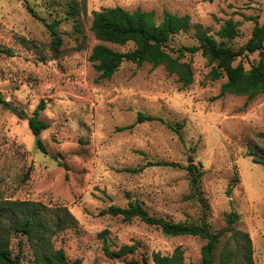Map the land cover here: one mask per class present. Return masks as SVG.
I'll return each instance as SVG.
<instances>
[{"label":"rangeland","instance_id":"rangeland-1","mask_svg":"<svg viewBox=\"0 0 264 264\" xmlns=\"http://www.w3.org/2000/svg\"><path fill=\"white\" fill-rule=\"evenodd\" d=\"M27 6L45 22L58 20L62 43L57 49ZM115 6L152 10L157 22L164 11L189 15V30L168 41L173 56L180 46L197 45V25L220 41V26L233 19L238 32L228 43L237 50L255 21L264 20V0H0V95L27 115L43 99L40 117L49 123L39 134L43 152L27 119L0 102V199L69 210L76 222L52 237L54 248L65 252L63 264H155V255L171 257L176 250L182 264L202 263L206 240L167 235L138 218L103 213L111 204L124 207L129 201L168 221L203 222L211 232L223 228L226 214L234 211L239 219L233 230L249 234L254 263L264 264V94L251 99L220 94L226 77L212 79L216 65L200 51L182 57L192 69L188 85L164 65L148 62L123 61L111 77L100 78L89 59L94 45L121 52L134 46L99 41L90 29L93 11ZM257 60V52L244 51L233 64L240 61L248 69ZM139 112L160 119L138 122ZM168 124L179 129L182 140ZM159 161L200 163L204 204L190 196L184 168L153 164ZM229 238L227 233L217 244L214 261ZM19 240L21 264H36L34 248L16 231L13 255Z\"/></svg>","mask_w":264,"mask_h":264},{"label":"trees","instance_id":"trees-1","mask_svg":"<svg viewBox=\"0 0 264 264\" xmlns=\"http://www.w3.org/2000/svg\"><path fill=\"white\" fill-rule=\"evenodd\" d=\"M27 8L46 25L52 35L54 49H57L62 43L57 30L58 20L45 22L44 18L39 17L30 6ZM189 28L190 17L187 14L178 15L164 11L162 19L157 22L152 10L137 8L129 11L115 6L93 11L90 29L96 39L118 45L132 42L134 46L128 51L121 52L103 43H97L93 46L89 59L94 63L100 78L111 77L123 61H130L138 66L148 62L152 66L164 65L169 73L178 76L183 85H188L193 79L192 69L190 62L182 60V57L185 52L200 51L216 65L211 70L212 79H218L223 75L226 77L221 85L220 94H242L246 95L247 99L259 93L264 94V20L261 23L255 21L249 38L237 50L228 43L238 32L237 23L233 19L225 20L220 26L217 32L220 41H217L206 27L197 25L194 31L197 45L180 46L176 49L178 53L173 56L168 47L171 35L186 32ZM2 51L13 55L10 49ZM244 51L258 53V60L251 63L248 69H245L240 61L233 64ZM0 102L18 118L27 119L28 128L35 136L37 148L45 152L46 147L39 134L49 127V123L40 117V111L46 108V102L43 99L40 100L30 115L25 114L9 101L3 100L1 95ZM154 119L160 118L142 112L137 114L138 122ZM168 126L174 129L181 140L183 139L178 128L169 124ZM260 158L264 162V150ZM153 164L184 168L188 173L192 189L190 196H197L198 200L204 204L199 186L202 175L200 163L191 162L186 166H181L174 161H159ZM139 169L141 168L131 171ZM234 183L235 181L228 185L225 190L226 195H230ZM103 213L121 216L124 220L138 218L148 225L160 227L167 235H192L206 240L201 247V264H255L249 234L233 230V223L239 219V214L234 211L226 214V225L214 232L209 231L203 222L199 224L183 221L172 222L163 217L150 215L137 201H129L124 207L111 204L103 210ZM75 222L76 219L65 206L49 207L41 201L0 199V264H21V240L17 242L16 254L13 255L10 247L13 231L26 235L30 245L34 248L33 255L36 264H63L66 259L65 252L61 248H54L52 237ZM227 233L230 238L221 248L218 260L214 261V250ZM103 249L106 255H112L105 239H103ZM154 262L155 264H182V253L176 250L171 257L155 255Z\"/></svg>","mask_w":264,"mask_h":264},{"label":"water","instance_id":"water-1","mask_svg":"<svg viewBox=\"0 0 264 264\" xmlns=\"http://www.w3.org/2000/svg\"><path fill=\"white\" fill-rule=\"evenodd\" d=\"M191 161V158H188V162H190Z\"/></svg>","mask_w":264,"mask_h":264}]
</instances>
